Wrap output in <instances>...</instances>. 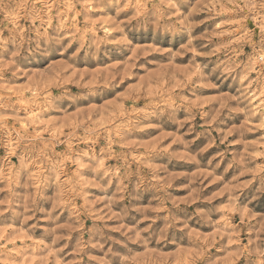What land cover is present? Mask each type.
I'll return each mask as SVG.
<instances>
[{
    "label": "clouds",
    "instance_id": "obj_1",
    "mask_svg": "<svg viewBox=\"0 0 264 264\" xmlns=\"http://www.w3.org/2000/svg\"><path fill=\"white\" fill-rule=\"evenodd\" d=\"M0 264H264V0H0Z\"/></svg>",
    "mask_w": 264,
    "mask_h": 264
},
{
    "label": "rangeland",
    "instance_id": "obj_2",
    "mask_svg": "<svg viewBox=\"0 0 264 264\" xmlns=\"http://www.w3.org/2000/svg\"><path fill=\"white\" fill-rule=\"evenodd\" d=\"M260 135L259 132H251L248 134V138L249 139H255L256 137H258ZM197 144H199V141H197ZM195 147V146H194ZM211 151H215V149L211 150ZM179 170H192L194 171L195 169L194 168H191L190 166H183V167H180ZM231 175V173L229 174ZM227 178V177H226ZM179 183V182H178ZM213 188H215L216 186L213 185L212 186Z\"/></svg>",
    "mask_w": 264,
    "mask_h": 264
}]
</instances>
